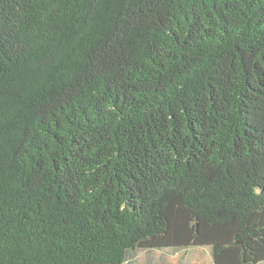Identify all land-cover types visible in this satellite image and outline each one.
I'll return each instance as SVG.
<instances>
[{"label":"trees","instance_id":"trees-1","mask_svg":"<svg viewBox=\"0 0 264 264\" xmlns=\"http://www.w3.org/2000/svg\"><path fill=\"white\" fill-rule=\"evenodd\" d=\"M199 246L264 263V0H0V264Z\"/></svg>","mask_w":264,"mask_h":264},{"label":"rangeland","instance_id":"rangeland-1","mask_svg":"<svg viewBox=\"0 0 264 264\" xmlns=\"http://www.w3.org/2000/svg\"><path fill=\"white\" fill-rule=\"evenodd\" d=\"M128 264H215L209 247L162 248L130 251ZM264 264V263H261Z\"/></svg>","mask_w":264,"mask_h":264}]
</instances>
